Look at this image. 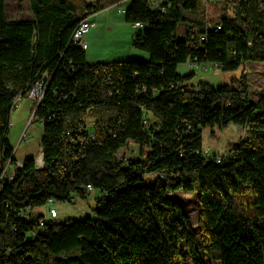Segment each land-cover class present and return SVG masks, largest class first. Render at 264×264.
<instances>
[{"label":"trees","instance_id":"1","mask_svg":"<svg viewBox=\"0 0 264 264\" xmlns=\"http://www.w3.org/2000/svg\"><path fill=\"white\" fill-rule=\"evenodd\" d=\"M28 1L31 18L14 20L0 0V264H264V95L249 99L244 73L219 88L177 73L264 64V0L222 3L215 21L201 0H130L124 21L143 25L131 46L148 60L92 65L72 32L120 0L83 4L80 18L70 0ZM44 73L32 117L43 165L16 166L12 103ZM230 123L239 142L225 158L204 155L202 129ZM131 144L138 157L119 160ZM91 190L94 219L35 212ZM180 192L195 197L196 231L169 195Z\"/></svg>","mask_w":264,"mask_h":264},{"label":"rangeland","instance_id":"2","mask_svg":"<svg viewBox=\"0 0 264 264\" xmlns=\"http://www.w3.org/2000/svg\"><path fill=\"white\" fill-rule=\"evenodd\" d=\"M77 9V18L81 17L80 11L83 4H90L94 0H70ZM202 2V0H201ZM203 3V2H202ZM130 5V0L122 4L124 10ZM220 5V4H219ZM210 3L204 6L206 18L215 21L220 14V6ZM5 15L8 19L22 20L31 18V11L28 0H5ZM109 19L108 23L96 25L98 20L103 22L104 19ZM89 19L88 22L93 24L95 30L91 28V34H87V44L89 46L86 52V60L89 64H106L113 62H128L139 61L145 62L148 60V54L142 51L135 50L131 46V41L126 40L127 31L124 26L129 28L131 34H136L139 29L124 21V13H118L117 7L113 5L111 8L105 9L98 13L95 17ZM121 25L119 26V24ZM108 25V26H107ZM181 33L183 25L178 26ZM89 37V38H88ZM95 37V41H92ZM242 68H244L242 70ZM242 68L234 72L216 71L212 68L204 69L197 67L193 71L189 68V63L181 64L177 67V73L185 76L191 73L194 77L190 81V85L194 87L208 86L211 88H219L224 85H229L232 80L239 78L243 73L248 81V96L250 100L258 99L264 95V64L263 63H248ZM28 94V93H27ZM33 101L28 97L22 98L18 103L17 108L13 109L10 114V131L8 140L14 150V159L22 163L27 159H34L40 163V140L42 135L41 125L37 121H32L33 117ZM35 105H37L35 103ZM36 107V106H34ZM32 109V110H31ZM90 121L91 118L88 117ZM243 128L236 124H228L223 129L217 127H205L201 131L202 151L203 154L208 152V155L226 157V154L231 151L243 136ZM128 150V151H127ZM121 151H127L128 157L137 158L139 151L134 145H128ZM147 179L152 180L154 176H149ZM172 198L178 201L185 212L190 217L192 227L196 231L198 221V211L195 207V197L189 193H174L169 194ZM98 194L95 191L88 193L85 199L74 196L73 201L53 202L51 205L57 212L56 222L63 223L68 220L78 221L86 217L94 219V210L96 208V199ZM48 206L37 208L35 212L41 213L45 218H48ZM198 235V234H196Z\"/></svg>","mask_w":264,"mask_h":264},{"label":"built area","instance_id":"3","mask_svg":"<svg viewBox=\"0 0 264 264\" xmlns=\"http://www.w3.org/2000/svg\"><path fill=\"white\" fill-rule=\"evenodd\" d=\"M125 1H127V0H120L114 4L117 7L118 13H124L125 12V10L122 8V4ZM229 1L230 0H202V2H203L202 4H203V6H208V4H210V3L219 5V4L226 2L229 4L230 3ZM150 4L153 8H158L161 4V1L160 0H150ZM229 9H230V6H229ZM88 20H89L88 17L80 19L78 21L76 27L74 28L72 35H71L72 44L75 45L76 47H78L79 49H81L82 51H86V49H87L86 35L90 31V29L93 27V24L92 23L90 24L88 22ZM133 28L140 30L143 28V25L140 23H134ZM218 30H220V27L216 26L214 28V31L216 32ZM189 68L192 69V68H194V66L189 64ZM204 69H208V68L205 67ZM48 79H49V76L47 75V73L42 74L41 78L29 90V92L27 94L28 99H30L31 101L38 104L43 97V93H44V90L46 89ZM21 99L22 98L20 96H17L14 98L13 103H12L13 109L17 108L18 103L21 101ZM127 151L118 152L117 158L119 160H122V159H124V157H127V155H128ZM206 156L209 157L208 152H206ZM214 161L216 164H219L221 162V158L216 157V158H214ZM20 165H21V163L16 162V166H20ZM6 170H7V168L3 171L0 179L8 177ZM9 179H11L10 176H9ZM52 204H53L52 200H49L47 203V206L49 207V209L47 211L48 218L49 219H56L57 218V212L51 206Z\"/></svg>","mask_w":264,"mask_h":264},{"label":"crops","instance_id":"4","mask_svg":"<svg viewBox=\"0 0 264 264\" xmlns=\"http://www.w3.org/2000/svg\"><path fill=\"white\" fill-rule=\"evenodd\" d=\"M95 1V0H94ZM93 1V2H94ZM92 2V3H93ZM113 6V5H112ZM112 6H108L107 8H104L103 10H105V9H108V8H111ZM103 10H101V11H103ZM100 11V12H101ZM99 13V12H98ZM98 13H96V14H94V15H91V16H89L88 18L89 19H92L93 20V16L95 17L96 15H98ZM108 21H109V19H108V17H107V19H104L103 20V22H100V20H98V23H96V25H100V24H102V23H108ZM109 24V23H108ZM121 25V23L119 24V26ZM108 26V25H107ZM123 27H124V29L127 31V36H126V40L127 41H131L132 40V38L134 37V35L135 34H131V32L129 31V28H127L126 26H124V25H122ZM133 26V25H132ZM92 30H95V27H92ZM90 31H91V29H90ZM88 32V34H91V32ZM86 37H87V35H86ZM89 38V37H88ZM95 40H97V39H95V37H92V41H95ZM86 42H87V38H86ZM88 49H89V46H88V44H87V49H86V51H85V54H86V52L88 51Z\"/></svg>","mask_w":264,"mask_h":264},{"label":"water","instance_id":"5","mask_svg":"<svg viewBox=\"0 0 264 264\" xmlns=\"http://www.w3.org/2000/svg\"><path fill=\"white\" fill-rule=\"evenodd\" d=\"M40 160H41V163H39V162H37V161H36V163H37L39 166H42V165H43V163H42V154L40 155Z\"/></svg>","mask_w":264,"mask_h":264},{"label":"bare ground","instance_id":"6","mask_svg":"<svg viewBox=\"0 0 264 264\" xmlns=\"http://www.w3.org/2000/svg\"><path fill=\"white\" fill-rule=\"evenodd\" d=\"M40 163H41V161H40Z\"/></svg>","mask_w":264,"mask_h":264}]
</instances>
